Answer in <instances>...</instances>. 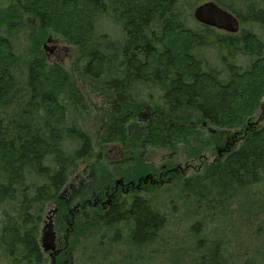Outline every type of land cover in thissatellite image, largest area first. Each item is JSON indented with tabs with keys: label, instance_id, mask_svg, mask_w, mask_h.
<instances>
[{
	"label": "trees",
	"instance_id": "trees-1",
	"mask_svg": "<svg viewBox=\"0 0 264 264\" xmlns=\"http://www.w3.org/2000/svg\"><path fill=\"white\" fill-rule=\"evenodd\" d=\"M206 1L0 0V264H49L47 208L94 154L81 95L39 47L49 33L69 45L75 73L112 96L101 142L121 140L145 113L148 147L203 145L202 128L240 130L238 145L181 181V196L212 211L239 192L264 201V122L247 128L264 96V0H213L238 17L236 34L194 19ZM173 191L166 204L152 194L84 215L68 247L77 264H264L263 225L242 238L201 212L176 230Z\"/></svg>",
	"mask_w": 264,
	"mask_h": 264
},
{
	"label": "rangeland",
	"instance_id": "rangeland-1",
	"mask_svg": "<svg viewBox=\"0 0 264 264\" xmlns=\"http://www.w3.org/2000/svg\"><path fill=\"white\" fill-rule=\"evenodd\" d=\"M26 24L29 25L28 21H26ZM24 29L28 32L23 31V35L21 34L23 40L25 42L27 37L29 44H32L31 46L34 49L35 44L31 39H34L37 34L34 32L31 34L29 27L26 25ZM49 38H52V40L48 41ZM39 47L51 62L59 63L65 69L69 78L71 77V87H74L81 95L84 104L83 108H79L82 124L93 140V157L80 163L77 173L70 179L67 187H76L81 185L80 183H85L88 188L97 185L103 186L111 180L114 181L129 175L131 173L130 169L134 165L136 172L138 168V172H142L147 167L151 170L160 171L163 165L169 163L168 166L174 168L176 172L174 183L166 185L164 189L155 188L152 193L159 201L166 204L167 194L173 191L169 187L174 189L176 208L171 209L167 214L176 230H182L189 222L200 216L201 212H217L224 224L231 226L234 234L242 238L258 225L264 226V201L254 195L239 192L230 204L217 208L215 211L206 210L204 203H198L194 198L190 199V196L188 198L181 196V181L201 171L205 164H209L220 157L226 152V147L231 146L230 148H232L238 145L237 139L241 135L239 134L240 130L223 134L222 132H226L225 130L215 129L210 131L211 129L202 128L203 145L201 142L194 141L189 144L178 143L173 148L157 146L147 148L143 144V136L145 130L150 128L149 125L153 120L147 119L142 114H136L135 118L126 125V132L121 140L105 144L101 142L100 135L108 123L107 117L111 110L110 99H112L110 93L97 81L84 79V77L75 73L72 69L70 47L55 32L49 33L42 40ZM263 122L264 96H262L254 119L247 123V128L250 129L259 123L263 124ZM51 207L54 208L55 205L53 204ZM56 226L58 227V235L63 238L65 234L64 227L58 226V221ZM73 231H70L69 235ZM69 238L70 244L74 238ZM80 238L84 237L81 236ZM75 264H77L76 260Z\"/></svg>",
	"mask_w": 264,
	"mask_h": 264
},
{
	"label": "flooded vegetation",
	"instance_id": "flooded-vegetation-1",
	"mask_svg": "<svg viewBox=\"0 0 264 264\" xmlns=\"http://www.w3.org/2000/svg\"><path fill=\"white\" fill-rule=\"evenodd\" d=\"M142 115L146 116L147 119L151 117L150 113ZM145 147L148 148L146 145ZM229 149L230 147L228 146L225 151ZM168 164L169 163L163 165L160 171L151 170V168L147 167L142 172H138L139 168L136 172L134 165V167L132 166L130 169L131 173H129V175L120 177L114 181L111 180L103 186L97 185L88 188L85 183H80L81 185L76 187H67L66 185L60 194V201L48 206L43 221L42 230L45 223L51 219L54 224V231L56 232V249L54 252H47L43 249L40 237L42 252L44 257L48 260V263L75 264V258L68 250L69 237L71 235H69V233L72 229L74 230V226L80 223L79 220L84 217V215L108 212L116 206L120 208L122 206H129L136 197H140L146 201V196H152V191L155 190V188L164 189L166 185L174 183L176 172L174 168L169 167ZM53 204L55 205L54 208L51 207ZM57 221L58 226L61 225V227H64L63 231H65V234L63 238L58 235V227L56 226Z\"/></svg>",
	"mask_w": 264,
	"mask_h": 264
},
{
	"label": "water",
	"instance_id": "water-1",
	"mask_svg": "<svg viewBox=\"0 0 264 264\" xmlns=\"http://www.w3.org/2000/svg\"><path fill=\"white\" fill-rule=\"evenodd\" d=\"M193 17L200 24L228 33L236 34L240 29V21L237 16L213 0L197 5L193 10ZM51 40L52 38L48 39V41ZM41 243L47 252H54L56 249V232L51 219L43 227Z\"/></svg>",
	"mask_w": 264,
	"mask_h": 264
},
{
	"label": "bare ground",
	"instance_id": "bare-ground-1",
	"mask_svg": "<svg viewBox=\"0 0 264 264\" xmlns=\"http://www.w3.org/2000/svg\"><path fill=\"white\" fill-rule=\"evenodd\" d=\"M238 18V17H237Z\"/></svg>",
	"mask_w": 264,
	"mask_h": 264
}]
</instances>
